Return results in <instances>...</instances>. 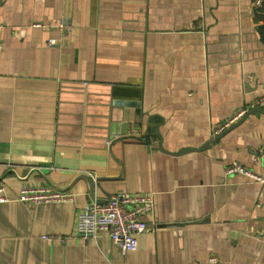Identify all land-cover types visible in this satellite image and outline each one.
Segmentation results:
<instances>
[{
	"label": "crops",
	"instance_id": "obj_1",
	"mask_svg": "<svg viewBox=\"0 0 264 264\" xmlns=\"http://www.w3.org/2000/svg\"><path fill=\"white\" fill-rule=\"evenodd\" d=\"M254 5L0 0V264H264V184L225 173L233 163L264 173V5ZM78 84L94 97L79 108ZM103 92L137 105L106 111ZM24 184L73 197L25 204ZM132 193L156 203L136 251L78 234L90 202Z\"/></svg>",
	"mask_w": 264,
	"mask_h": 264
},
{
	"label": "built area",
	"instance_id": "obj_2",
	"mask_svg": "<svg viewBox=\"0 0 264 264\" xmlns=\"http://www.w3.org/2000/svg\"><path fill=\"white\" fill-rule=\"evenodd\" d=\"M264 0H255L256 9L262 8ZM60 30L70 31L71 26L61 23ZM1 29V27H0ZM1 37V31H0ZM55 40L49 44L54 45ZM264 107V97L255 104ZM249 111V108L237 110L231 117L221 122L212 130L213 136H218L241 120ZM227 176L243 175L252 181L264 184V173L240 163L228 165L225 169ZM92 178H95L91 175ZM4 189L0 186V203L8 201L2 196ZM69 192L57 189L53 186H29L22 185L19 191V201L29 205L50 204L66 202L72 199ZM154 193H132L125 195H113L106 203L98 200L90 202L77 214V232L84 238L106 234L111 242L118 247L122 255H127L138 249V237L148 230L147 218L155 209ZM210 264H215L216 257L209 259Z\"/></svg>",
	"mask_w": 264,
	"mask_h": 264
},
{
	"label": "water",
	"instance_id": "obj_3",
	"mask_svg": "<svg viewBox=\"0 0 264 264\" xmlns=\"http://www.w3.org/2000/svg\"><path fill=\"white\" fill-rule=\"evenodd\" d=\"M76 91L74 93V101L78 104V108L80 107L81 104L87 102H91V99L94 100V97L92 98H87L85 96V93L88 89L87 86H82L81 84H78L75 86ZM88 94V93H87ZM114 96L110 94L109 92H103V96L101 97V104H102V109L105 108L106 111H111L112 106L114 107V111H119V113H122L121 111H124L126 107H135L137 104L134 101H127L124 99H119V98H113ZM113 111V112H114ZM252 113V110L248 111V114ZM129 124L130 122H127V126L124 127V134H127L128 129H129ZM115 123L113 125V129L111 131V136L115 135L117 132L114 129ZM107 201L102 202L106 203Z\"/></svg>",
	"mask_w": 264,
	"mask_h": 264
}]
</instances>
